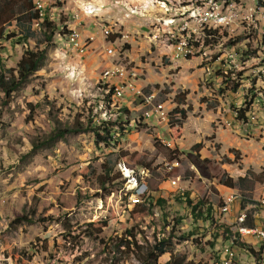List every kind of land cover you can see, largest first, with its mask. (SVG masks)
I'll return each mask as SVG.
<instances>
[{
	"label": "rangeland",
	"instance_id": "374dc122",
	"mask_svg": "<svg viewBox=\"0 0 264 264\" xmlns=\"http://www.w3.org/2000/svg\"><path fill=\"white\" fill-rule=\"evenodd\" d=\"M105 1L108 6L101 10L123 8L128 15L119 19L108 10L109 19L99 17L103 30L119 39L120 59L105 56L107 45L101 37L87 55L73 53L76 28H65L69 17L63 16L70 0L40 5V13L48 15L40 19L56 26L51 40H45L43 22L37 25L35 20L27 43L16 37L0 46L5 70L16 68L26 48L46 50L39 69L9 100L0 92V252L6 250L5 260L16 264H79L78 257L84 260L80 264H165L179 257L183 264H210V248L223 242L246 259H259L261 251L249 244L251 252L240 237L244 244L237 243V232H223L222 225H216L217 214L215 224L209 215L229 190L239 194L224 184L228 178L235 182L249 172L261 175L257 146L237 140L233 115H247L258 106L264 114V48H257L264 47V25L250 28L245 36L240 35L242 29L236 35L218 31L201 36L194 55H189L195 58L188 60L197 64L187 68L182 64L186 61L172 58L181 36L178 29L164 25L165 18L154 23L147 10H161L158 2H166L172 14H179L183 1L190 5L189 0H99ZM14 25L8 30L15 32ZM240 49L245 53H234ZM112 62L122 64L129 78L104 80L102 72ZM114 86L121 88V98ZM148 95L153 96L152 106L162 105L166 121L146 117L152 108L143 103ZM122 108L130 112L129 121L119 117ZM176 108L185 111L184 120L174 115ZM90 116L94 122L116 123V136L122 134L117 146L97 145L90 131L51 139L56 127L86 122ZM122 125L125 130L120 132ZM111 153L117 164L103 191L97 182L104 178L101 165ZM172 180L177 187L170 185ZM136 181L138 187L141 183L139 191ZM187 197L192 204L203 203L197 220L185 203ZM22 216L30 221L18 222ZM128 231L135 238L127 241L141 249L167 240L165 253L156 261L120 252L118 256L113 247Z\"/></svg>",
	"mask_w": 264,
	"mask_h": 264
},
{
	"label": "built area",
	"instance_id": "2783aa9c",
	"mask_svg": "<svg viewBox=\"0 0 264 264\" xmlns=\"http://www.w3.org/2000/svg\"><path fill=\"white\" fill-rule=\"evenodd\" d=\"M51 2H65V0H47L45 1H36L34 2V10L38 13V19L48 18V15L45 13H40V5H46ZM184 3V10H182L177 20H172L174 23V32L175 28L178 26H184L185 23H191V15H197V8H204L205 18H209L212 21H221V22H230L231 24H241L242 33L241 36H245V33H251L250 30L244 29V23L239 18V15L232 9L231 6L220 0H201L199 5H186ZM249 4L257 5V14H252L253 20L258 25H264V0H245V7L248 8ZM88 7H93L91 4H82L78 12L72 14L73 20H79L80 15H83L87 18V9ZM212 8H219L220 17H212ZM96 11V9H95ZM113 16L119 17V14L122 17H127V14H124L122 10H113ZM112 12V11H111ZM133 14H129L132 16ZM145 17V16H142ZM91 18V17H90ZM161 18V17H160ZM79 26V23L77 24ZM100 28V27H99ZM101 38L106 41V47L104 48V54L106 57L118 55L119 59L122 55L117 54L116 44L119 39H114L110 36L109 32L103 29H100ZM254 34V33H253ZM76 39V49H72L73 53L82 57L88 54L91 50V44L94 42L96 35H91L83 37L78 31L77 27L75 30ZM254 38L256 35L254 34ZM130 40V37H129ZM237 41V40H235ZM211 43H215L214 41ZM130 43L128 42L127 45ZM210 48L206 46L205 49ZM264 48V47H257ZM185 49L177 47V53H172V58L175 61H188L195 56H185ZM235 52L245 53L244 50H234ZM123 57V56H122ZM125 60V57H124ZM223 75V74H222ZM102 78L104 80H125L128 77L124 66L122 64H117L112 62L105 70L102 72ZM223 78V77H222ZM235 80H238V77L235 76ZM128 88H132L131 84L127 85ZM119 86H114L116 91V97L121 98L123 92ZM152 95L144 96L143 103L145 105H151ZM151 110L146 113V117L150 118L152 116L160 119L161 121H166L167 115L163 111L162 105H151ZM235 121V135L237 140L242 141L243 143H251L257 146V153L260 156V172L261 175H264V114L262 112V106L255 107L247 115H233ZM128 174L125 177H129ZM135 180V179H134ZM139 187L141 183H139ZM172 187H177V180L170 181ZM139 187L136 181V191H139ZM146 191H142L143 195ZM243 197L239 194H232L231 190L227 197L224 199L222 197V202L217 208V211H213L212 214H217V224L222 225V229H230L235 232L240 233V235L245 239V244H252L259 251H264V181L258 184V193L252 192L250 199L243 204ZM221 223V224H220ZM212 233L207 234V237H212ZM131 235L127 236L130 237ZM215 237V236H214ZM216 239H220L216 237ZM43 242L38 244L42 247ZM211 257L210 264H258V261H251L245 258V256L240 255L236 249L231 246H226L222 242V246H214L210 248ZM5 253V251H2ZM79 258L80 261H84ZM12 264H15L14 262Z\"/></svg>",
	"mask_w": 264,
	"mask_h": 264
},
{
	"label": "trees",
	"instance_id": "16d2710c",
	"mask_svg": "<svg viewBox=\"0 0 264 264\" xmlns=\"http://www.w3.org/2000/svg\"><path fill=\"white\" fill-rule=\"evenodd\" d=\"M37 21V25L40 22H43L41 28L44 30L43 34L45 36V40H51L54 37V33L56 31V26L53 22H50L48 19L45 21L38 19V13L34 10V0H0V46L2 42H7L12 40L13 38L19 37L25 43L28 42L29 38L33 35L31 30V25L33 21ZM15 24V25H14ZM15 27V32L8 30L9 27ZM46 50L35 49L32 50L30 48H26L20 57L19 61L16 63V68L5 70L4 66L0 60V92L3 94L4 100H9L12 94L18 91L24 84H26L31 75H33L40 67L42 62L46 57ZM113 88L109 90V94L106 96V103L111 104V96H112ZM119 117L122 115L129 121L130 112L126 108L117 110ZM174 115H179L182 120L185 119V111L178 110V108L174 109ZM237 115H246V111H239ZM94 116L87 117L86 122L75 121L73 124H66L61 127H56L51 139L62 138L65 135L77 133V132H85L90 131L94 135L95 143L97 145L102 144L106 147L112 146L115 147L119 144L120 137L116 136L118 132L114 129L116 123L109 120H101L94 122ZM178 123V122H177ZM120 132L125 130V126H119ZM180 128V127H178ZM177 135L175 138H178ZM41 146V145H40ZM39 146V147H40ZM38 145H33V149H36ZM107 160L101 165L103 169V177H99L98 186L101 190L106 191V184L112 182L109 180L107 176L113 171L116 167V160H114L113 153L108 155ZM264 181V175L256 176L253 173H247L244 177L238 178L235 182L232 179H227L224 184L231 188L236 189L243 197V204L250 199L252 192L254 190V186L258 183H262ZM159 203H162L163 200H157ZM185 203L188 208L191 209V213H193L195 220L199 219L202 216L201 206L202 202L198 204H192V202L187 198H185ZM209 212L211 208H208ZM213 212V209H212ZM211 223L215 224L216 221L214 219V214L209 215ZM17 221H30L26 217H20ZM209 223V221H207ZM223 232L227 231L226 229H222ZM131 235L127 238V236ZM220 235H223L222 232ZM237 236V238H236ZM221 237V236H220ZM225 237V236H224ZM240 234L234 233L233 239L239 243ZM135 234L131 231H128L124 234L122 239H120L116 245H114L113 250L117 252L118 256L121 253L122 256H128L133 254L136 259L143 261H156V259L165 253V245L167 240H161L158 244L154 246V248H138L133 245V243L127 241V239H132L134 241ZM234 242V241H233ZM247 245L248 249L253 252L250 248L249 244ZM121 247H124V251H121ZM120 252V253H119ZM184 258L179 257L177 259H170L165 264H183Z\"/></svg>",
	"mask_w": 264,
	"mask_h": 264
},
{
	"label": "bare ground",
	"instance_id": "6f19581e",
	"mask_svg": "<svg viewBox=\"0 0 264 264\" xmlns=\"http://www.w3.org/2000/svg\"><path fill=\"white\" fill-rule=\"evenodd\" d=\"M191 3L190 5H199L201 4V0H189ZM220 2H224L232 7V9L239 15V18L244 23V29H257L258 25L253 20L252 14H257V5L256 4H249L248 8L245 7V0H220ZM160 9L163 11L164 16L166 17V20H163V24L166 26H173L174 23L172 20H177L178 15L170 18L167 16V14L171 13L170 8L166 5V2H160ZM212 17H220V10L219 8H212ZM234 28V29H232ZM178 29V35H181L178 40L177 47L180 48H187L185 49V56L194 55L193 52H195L194 44L197 39H199L201 36H211L212 34L218 33V31H224L227 33V31H231L233 34H239V31L242 29L241 24H231L230 22H221V21H212L209 18H205V11L204 8H197V15H191V23H185L184 26H178L176 27ZM264 29V28H262ZM264 31V30H263ZM252 32V31H251ZM220 33V32H219ZM225 33V34H226ZM262 33V31H261ZM253 34V33H252ZM227 35V34H226ZM241 35V34H240ZM258 35V34H257ZM263 35V34H262ZM71 36V35H70ZM75 33L71 36V42L75 43L76 46V39L74 38ZM250 36V35H249ZM260 36V35H259ZM206 37V38H207ZM228 37V36H227ZM253 37V35L251 36ZM212 38V37H210ZM237 38V37H236ZM242 39V37H240ZM202 39V38H201ZM214 39V38H212ZM224 39V37H223ZM231 39V38H230ZM229 39V40H230ZM203 40V39H202ZM206 40V39H205ZM211 40V39H210ZM219 40V39H218ZM238 40V39H237ZM240 40V39H239ZM238 40V41H239ZM234 41V40H233ZM245 41V40H244ZM262 41V40H260ZM208 42V40L204 41ZM203 42V43H204ZM213 42V41H211ZM210 42V43H211ZM229 42V41H228ZM232 42V41H231ZM235 42V41H234ZM242 42V41H241ZM246 42V41H245ZM263 42V41H262ZM225 43V42H224ZM239 43V42H238ZM264 43V42H263ZM205 44V43H204ZM202 44V45H204ZM223 44V43H222ZM234 44V43H233ZM251 44V43H248ZM254 44V43H253ZM72 45V44H71ZM229 45V44H228ZM238 45V44H237ZM244 45V44H243ZM246 45V44H245ZM225 46V45H224ZM227 46V45H226ZM254 46V45H253ZM252 46V47H253ZM259 46V45H258ZM233 47V46H232ZM235 47V45H234ZM256 47V46H255ZM231 48V47H230ZM248 48V45H247ZM246 48V49H247ZM251 48V47H250ZM197 49V48H196ZM236 49V48H235ZM239 49V48H238ZM241 50V49H240ZM231 51V49H230ZM252 51V49H251ZM262 51V50H261ZM260 51V52H261ZM248 52V51H247ZM239 53V52H238ZM237 53V54H238ZM242 53V52H241ZM240 53V54H241ZM249 53V52H248ZM246 53V54H248ZM253 53V52H252ZM245 55V54H244ZM243 55V56H244ZM247 56V55H246ZM207 57V56H206ZM251 57V56H250ZM209 58V56H208ZM262 58V57H261ZM239 59V58H238ZM237 59V60H238ZM262 60V59H261ZM263 61V60H262ZM261 62V61H260ZM262 63V62H261ZM248 64V63H247ZM230 65V64H229ZM234 73V72H233ZM253 79V78H252ZM116 95V91L114 92ZM258 103V102H257ZM240 234V233H239ZM241 240H244V238L240 235ZM70 246V245H69ZM7 252L6 250H3ZM259 259H255V261H258V264H264V251H261ZM0 264H12L11 258H8V260H5V257L3 256L4 253L2 251L0 252ZM8 255V254H7ZM76 255V254H74ZM78 256V255H77ZM17 257V256H16ZM59 260V259H58ZM74 260V259H73ZM61 261V260H60ZM75 261V260H74ZM70 262V261H69ZM73 262V261H72ZM71 262V263H72ZM16 263H18L16 261ZM15 263V264H16ZM55 263V262H54ZM53 263V264H54Z\"/></svg>",
	"mask_w": 264,
	"mask_h": 264
},
{
	"label": "crops",
	"instance_id": "0c3cea01",
	"mask_svg": "<svg viewBox=\"0 0 264 264\" xmlns=\"http://www.w3.org/2000/svg\"><path fill=\"white\" fill-rule=\"evenodd\" d=\"M82 3H83L82 0H70V3H69L70 7H65V4L62 5V7H65L64 10L67 11V15H63V14L62 15L69 17L67 19L65 18V21H64L65 28H69V29L73 28V29H75L77 27L78 31L80 32V34L83 37H87V36H91V35H96V37H101L100 34H99L100 33V29H103V27H106V26L103 23L104 20H101L99 17L104 16V19H109L110 18V16L107 14L109 8H105L107 10H101L102 6H104V5L108 6V2L105 1V3H104V2H99V0H93V1L90 0V1H88L86 3H83V4H91V5H93V7H88V9H87V16L89 18H87V17H85L83 15H80L79 20H73L72 14L79 11V8L81 7ZM159 3L160 2H158V5L160 7ZM138 6H142V5L139 4ZM157 8H158V6H156V9ZM95 9H96V11H95ZM111 11H112V13L114 12L113 10H109V12H111ZM177 11L181 12L182 10H177ZM147 12L151 13V15H152V16L150 15L151 16V21H153V22L155 21L154 23H159L160 20H162L163 18L166 19V17L164 16V13H163L162 10H147ZM156 12H157V14L162 12V14H160V15H162V17L160 18L159 15H156ZM167 16L174 17V16H176V14H172V12H171V13L167 14ZM120 17H122L121 14H119V19H120ZM78 23H79V26H77ZM73 29H71V31ZM131 39H132V41L136 40V38H130V40ZM182 64L184 65V67L188 68V67L195 66L197 64V62L196 61H186V62H184ZM219 136H221V134H219ZM248 260H250V259H248Z\"/></svg>",
	"mask_w": 264,
	"mask_h": 264
}]
</instances>
